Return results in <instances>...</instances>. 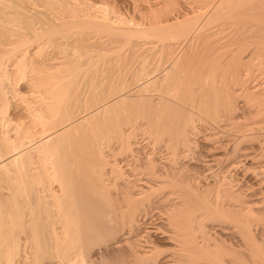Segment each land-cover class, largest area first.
I'll list each match as a JSON object with an SVG mask.
<instances>
[{"label": "bare ground", "instance_id": "obj_1", "mask_svg": "<svg viewBox=\"0 0 264 264\" xmlns=\"http://www.w3.org/2000/svg\"><path fill=\"white\" fill-rule=\"evenodd\" d=\"M22 1L23 0H0V21L2 20L4 23H12L13 25H15L14 22H20L17 18H21L24 19L23 22L25 23V26H28L20 27L19 25H16V29L7 31L9 32V36L22 33L24 32L22 30L32 28L35 25L33 24L34 21L31 20L35 18L34 16L33 18L31 16H23L21 15V13H19V10V12L17 11V6H19ZM31 1H33L34 4H36V2L38 1H43L44 3H46V0ZM100 1V4H95L94 2L93 4H90L88 6V8H93L95 10H98L99 12H105L104 16L100 17L98 15L99 18H96V15L95 18L91 17V14L86 11V9H80V13L77 12L73 14H57L56 11L53 10H50L46 13H41L45 10L39 11L42 16H45L46 14V18H41L42 20H38L37 23L44 24L45 26H43L42 32L41 30L40 32H34L35 34H33V37L35 38V40H37V38H43V34H46L49 39H51L50 42L56 44L55 46L60 44V42L58 43L57 39L73 37L72 39L74 40V43L72 42V48L78 50L82 47H88L87 44L86 46H83L85 44H81L80 42H78L79 40L85 41V39L100 38L106 35L110 37L122 36L120 38L122 40L125 39L123 40V42L131 41L132 45H140L138 46V49L140 47V50L144 47L143 44H145L146 47H151L152 50L154 48L155 50H157V47L159 46L160 49L164 50L165 52V61H168L175 58L176 54L173 53L175 50V46H177L181 42L180 39L174 40V38H176L177 36L182 37L181 34L178 35L179 33L187 35L189 32H192L190 30H195L192 29L193 27H191V20L196 19L203 13L208 16L214 14V16H216L217 18L220 14L218 13V11L224 8L222 7V4L225 3L224 5L230 6V4H228L229 0H225V2L223 0H197L199 1L198 8H204L205 11L199 12L201 10L198 9L199 14L193 15L189 19L184 17L181 20H173V18L167 16L168 13L164 14L163 16L159 14L150 17L141 15V17L135 19L134 17L125 18L119 10L108 9L107 3L103 2L102 0ZM231 2L233 3V1ZM256 2H262L261 4H264V0H257ZM50 3L52 4L53 2L50 0ZM50 3L48 2L47 4L49 5V8H52V6H50ZM254 3L251 2L250 4ZM40 5L43 6L40 3L37 6L40 7ZM255 6H260V3L258 5H254L253 8H255ZM43 7L44 9H46L45 6ZM247 7L249 8L250 6ZM37 9L35 8L36 11H38ZM41 15H39L37 12V17H41ZM210 18H212V16ZM19 29L22 30L19 31ZM7 32H5L6 35H8ZM241 32L243 33V31ZM241 32L239 31V33ZM248 34L250 35L252 33L248 32ZM241 35L242 34H240V36ZM147 36L151 40H145V42L143 41L141 43V40L146 39ZM204 37L205 35H203V39ZM242 38H244L243 35ZM239 39L240 38H238V40ZM207 40L208 39L206 38V40L204 39V41H202L205 42ZM2 43V40H0V44ZM252 43L254 44L255 42L253 41ZM205 44H208L209 46L208 42H206ZM225 44V47L229 45V40L228 43ZM201 45L202 47L205 46L204 44H200V46ZM220 45L221 46H219V48L224 46L222 44ZM208 46L206 45L204 48L199 47V50L196 49V52H194L193 54L192 50L187 49V51H185L181 56L178 57H182L183 60H179L177 58V60L173 64H171L170 73H172V76H170V74H167L169 73V70H166L168 72L164 73L167 74L165 75V79L158 77L159 75L157 76L158 78L156 79H163V82H167L168 78L166 77L168 76L170 77V80H173V78H175L174 80L176 81V83H178V85H174L173 87L168 86L167 83L170 82L168 81L167 83H165V86L168 87H165L160 83L159 86L163 87L160 88L161 93L160 91V94L158 93L160 96L158 95L159 97L156 103L158 104L156 105L157 107L152 109L150 108V106H148V108H146V112L144 113L146 116H144V119H146L147 122L145 124H147L148 127L147 130L145 127V131L146 134L147 132L149 133V136L147 134V137L152 138L153 143L151 151L147 150L149 154L146 153V157L143 156L145 154H140L144 158H138L140 157L139 153L142 152L139 151V148H141L142 146L139 144V141L137 142V140L133 138L132 134L127 130L126 127L127 124H131V122L135 119L134 115L136 114V112L133 111L128 113L127 111H125V108H117L118 104L124 102L123 92L117 94L113 98L114 100L111 102V104L109 103L108 106L105 105L107 106V110H109V107L113 109L116 107L115 111L112 112L111 110L113 109H111V114H107L106 112H104V114L106 113L107 115L103 114L105 116V119L103 120L102 118L104 117L97 118V120L99 119L98 122L102 121V123L105 124V127L103 126L105 130H102L101 134H99L100 131L93 132L92 130H90L93 128H89L91 126L87 125L88 127H86L85 121L83 122L80 120V122L78 123L81 124V122H83L85 126L84 124L81 125L90 130L87 134H85L87 137H90V139L88 138L89 141L82 139L72 142V145L70 144V141L69 144L71 146L66 150L61 151V148H59V150L55 149L57 154L60 151V155L55 159H51L50 156L45 157L46 153L49 151H47L45 154L43 153L44 155L42 154V158H38L36 156L38 159H40H37L38 161H33L31 159L32 154L30 155L29 153H26L25 156L27 157L23 156L25 152H27V150H25L24 154H20V150H18L19 147L24 144L26 147L27 145L32 143V141H34L33 139L32 141H30L31 139H25L27 141L22 140L23 143L20 142L19 145L16 144V147H11V149L9 150L12 157L11 162H13L14 165L19 164L20 162V165L17 167L19 168L20 172H22L26 176H29L31 175V169L34 167L33 170H35L33 173L37 174V177L38 175L43 176V174H45L46 176L48 175L49 177H51L54 182L56 181L58 190L57 192L51 193L53 203L45 200V197L48 195H44L45 189L42 188L41 190H39L41 194L39 197L41 198V200L40 203L38 201L39 206H36L39 207L37 210L39 215H36L34 219L33 216H31L32 213L28 211L25 213V217L31 216L33 219V223L39 220L41 221V223L45 222L49 224L54 229L59 228L58 231H54V236L51 242V247L53 246L55 250L54 252L58 257L59 264H102L106 259H108V262H106L105 264H216V230L220 231L219 238H221L222 236L223 240L229 239L230 242L231 240L237 241V243L233 244H238V246L242 248V251L239 248L240 255H237L242 259L241 264H245L246 240L250 241L247 243L248 245L252 243H254L253 245H255L256 243V240L254 239L256 237H253V234L246 231V226H253L249 225V223L247 222H250L248 220L254 221L250 218L256 219L255 215L257 217V215L264 213V205H262L261 202L263 201L264 203V200L260 199V201L259 199H257V194H255V192H253L256 195L255 198L247 197L250 198V200L246 199L244 198V196H241L240 193H234L235 189L234 191H232L233 187L236 186L234 185V182L232 180H230L231 184L233 182V187L231 189V187H228L226 185L225 181H222L223 178H221V176V179H219L220 181L218 180V176L217 178L214 177L211 181V178H209L208 175L209 172L213 170L214 166H219L220 169L219 167L218 169H222V172L224 173L223 175H226V173H230L237 167H240L239 165L242 164L241 162H243V158L247 159L246 157H248L249 155L248 149H251V151H253V149L252 147L247 149L248 146H243L246 143V133L245 130L242 129L245 128H242L241 126L242 129L240 128L239 130L242 131H240L237 138L233 137L236 138L233 139L234 141L231 137L230 139L224 138L225 140H223L222 142H213L205 146L204 143L208 141L207 139L202 140L201 138V140L198 141L199 144L201 143L200 147H197V138L196 140L194 139L195 141H192L193 136H196L198 132L194 124V119L191 117V110L193 109V107L194 109L198 108L196 107V105L200 106L203 103L207 106V109L212 107L211 112L213 113V115L217 113V111L219 112L220 110H224L229 115V117L226 115L229 119L233 118L234 114L237 113L235 112L237 110V104H235V101L234 103H232L231 99L226 93L227 91L224 85L223 89L225 91L221 93L222 95L220 94L221 98L219 99V102L215 99L211 103L209 101H204L201 96L200 98H196V95L193 96L194 94L202 92L204 90L210 91V94L211 91L213 93H218L223 90L221 87V89H216L213 85L214 81L209 79L213 77V74H217L216 70H218V68L221 69L224 67V64H221V61H218L217 63H215L214 60L210 63L203 61V63V56L200 55L202 59L200 60L201 62L199 64H193V61L195 62L196 57L197 62L198 59H200V57L198 58L199 55L196 56L197 52L200 53L201 50L204 51V49ZM16 47H18V45H14L8 51H12ZM214 50H216V48ZM34 51L36 53H39V46H37L36 50ZM121 58L123 60L127 59V57ZM128 60L129 59L124 61V63L121 62V64H123L121 66H123L124 68L122 70L124 71L126 67H130V65H128V63H130ZM1 63L2 61L0 62V65ZM217 64H221L219 65L220 67L222 65L223 66L220 68ZM220 72L223 73V70H220ZM188 75H190V79L186 80V77H188ZM1 76L2 70L0 67V77ZM49 76L52 77L53 75L49 74ZM62 77L63 76H61L60 78ZM180 80L181 83L179 82ZM156 81L158 80L154 79V82ZM182 81L185 83L184 86L181 85L183 84ZM48 82L50 81H47V85L45 86H47V88H51V90L49 89V91L52 93L54 92L53 90H56L58 86L56 88H53V83L51 84V82ZM142 83H140L138 87H135L136 89L133 88L135 89L134 91H143L142 88H144V86L141 88L139 87L140 85H142ZM49 84H51V86L53 85V87H48ZM130 87L132 88V86ZM53 94L54 93H52V95L50 96L51 98H53ZM54 96L56 98L57 94H54ZM108 97L110 98V96ZM57 99L58 98H56L55 100L57 101ZM47 105L48 106H44V108L45 110L47 108L49 116H51L53 113L55 115L57 113L55 112V108L57 106H54L55 104L51 105L50 103ZM204 105L202 106L205 109L206 106ZM121 106H123V104ZM161 106L165 107L162 108L163 111L158 110V108ZM203 107L201 109H203ZM106 108L104 107L102 108L103 110H100H102L103 112ZM258 109H262V107L257 108V110ZM66 111L69 112L68 110ZM95 112L94 114H96ZM100 112L101 111H99V114ZM201 112L198 113L196 111L197 114H200ZM63 113L60 112V114ZM66 114L63 115L66 116ZM99 114H96L97 117ZM74 115L77 114H73L72 116ZM42 117L44 118V116ZM87 117L89 118V116ZM56 119L58 120L59 118ZM62 119L65 120L64 118ZM74 119H76V117H74ZM42 120L43 119H40L39 122L41 124H38H40L41 127L43 126V128H41V131H44L42 129H44V127L46 126V120ZM89 120H91V118ZM218 120L220 121V118ZM225 120L227 121L228 119H223V121ZM91 121L86 122L89 125H92L90 124ZM215 124H218V122ZM73 125H75L74 122L70 121V123L66 125V129L63 130H69V128H71ZM78 126L76 127L79 128ZM19 131L20 130H18L17 132L19 133ZM76 131L77 130H74V132ZM70 132L73 131L70 130ZM24 133H27V131H25ZM65 133H67V131H65ZM237 133L238 132H236V134ZM81 134L82 133L79 134V137H81ZM29 135V133L27 136L25 135L26 138L29 137ZM39 135H41V138H45L47 136H44L43 133ZM62 135L63 134L59 133L58 136L62 137ZM141 137L142 136H140V138ZM204 137H207L206 134L204 135ZM38 138H40V136ZM50 140H52V138H50ZM60 140L63 139L60 138ZM145 140L146 143H148V139ZM45 141L46 143L48 142L47 139ZM214 141H217V137ZM60 142L65 143L64 140ZM62 143H59L60 146ZM192 143L196 144V147ZM4 144L6 145V142H4ZM114 144H117L120 151L116 153L120 154L119 158L118 155H116L114 152H110V150L113 151L116 149V147L115 149H112V146ZM65 145H67L66 147L69 146L68 143ZM53 146L57 147V145ZM66 147L64 146L62 148ZM23 148L24 147H22L21 149L23 150ZM195 148H199L198 151H200V148H202L201 151H203L204 153L200 152V154H194L195 152H198L195 151L197 150ZM33 149L38 154L41 153V150L42 152H45L43 151L45 149H42L41 146L33 147ZM46 149H48L47 146ZM226 149H231V151H229L230 154L224 152V150L228 151ZM256 150H258V148ZM52 151L53 152L51 153H54V150ZM106 151H108L113 156L115 155L114 157L117 156L116 158H114L111 155L113 157L112 159L115 162H112V160L111 162H109L105 154ZM220 151L223 153L219 154ZM56 153L53 155H56ZM20 155H22V158ZM42 155L38 156L41 157ZM263 156L264 155H262V157ZM3 158L5 159L7 157L4 156ZM3 158H0V161H2ZM35 163L40 164V166H37V164ZM1 165L3 164L1 163L0 166ZM241 168H243L242 170H245L244 166H242ZM215 169L216 168H214V170ZM218 169L216 170L218 171ZM239 170L241 171V169ZM249 170L250 169H248L247 171L245 170L244 172L248 174ZM255 171L257 173L260 172L261 176H257V173H255ZM253 172L255 174V177H253V175L252 178L254 180H252L253 182H255L254 185L256 184V186L252 185V189L257 190V188L259 187L258 190H260L262 188H260V184L264 182V163L258 165L257 168L253 170ZM219 174H221L220 171ZM246 174H242L243 178ZM249 186L250 185H248V187ZM247 189L248 188H246V190ZM252 189L251 191H253ZM262 191L264 192V190ZM259 192H261V190ZM150 195H153V197L149 198ZM228 198L230 200H228ZM98 202H102L104 207L107 208V210L102 213L103 220H107L105 221L106 223H111L110 221H112V224L115 227L114 232H108V239H103L104 241L102 240L104 244H99L101 246L97 244L98 242H95L97 244V246H95L93 242L85 241V239H87V236L91 233L89 232L91 228L85 218V213L88 212L87 210H89L90 207L95 206ZM44 204H47L48 207H45ZM25 207L26 209H29L30 206L27 203ZM257 220L258 219H256L255 221ZM249 231L252 232L253 230ZM236 232L237 234H235ZM100 233L103 232L101 231ZM246 233L248 234V239H246ZM221 245H224V243H221ZM106 251L110 253V256L106 255ZM202 252L205 253V257L202 255ZM234 260L235 259H233V261ZM235 262L237 263L236 260Z\"/></svg>", "mask_w": 264, "mask_h": 264}, {"label": "rangeland", "instance_id": "obj_2", "mask_svg": "<svg viewBox=\"0 0 264 264\" xmlns=\"http://www.w3.org/2000/svg\"><path fill=\"white\" fill-rule=\"evenodd\" d=\"M51 1L53 2L52 4L50 3V0H46V3H44L43 1H38L40 4L45 6L46 9H44V7L41 5L40 7H38L37 5L39 3L36 2V4L38 3L36 5L31 0H23L21 4L17 6V11L19 10L20 12H18L21 13V15L27 17L31 16L32 18L33 16L35 17L31 19L34 21L33 24L35 25L29 29H19V31H24H21L22 33L9 36V32L7 31L16 29V25H19L20 27H28L25 26V23L23 22L24 19L17 18L20 22H14L15 25H13L12 23H4L2 20L0 21V40H2L3 42L2 44H0V62L2 61L0 65L2 70V76L0 77V158H3L4 156L7 157L5 159L3 158V160L0 161V164H3L0 166V264H59L58 257L55 255L54 252L55 250L53 246L51 247L54 231H58L59 228L54 229L49 224L45 222L41 223V221L39 220H37L38 222L34 220L35 222L33 223V219L31 217L33 216V218L35 219L36 215H39L37 211L39 207L36 206H39L41 200V198L39 197L41 195L39 190H41L42 188L45 189L44 195H48L45 197V200L53 203L51 193L57 192L58 190L56 181L54 182L51 177H49L48 175L46 176L45 174H43V176L38 175L37 177V174L33 173L35 170H33L34 167L31 169V175L29 176H26L22 172H20L19 168H17L20 165V162L19 164L15 165L13 164V162H11L12 157L11 153L9 152L11 147H16V144L19 145L20 142L23 143L22 140L27 141L25 139H31L30 141H32L33 139L34 141H32V143L29 142L31 145L26 144L27 146L25 147L24 144L19 147L18 150H20V154H24L25 150H27V152H25L23 156H25L26 153H29L30 155L32 154L31 159L33 161H38L40 160L38 158H42L43 155L47 151H49L46 153L45 157L50 156L51 159H55L60 155V151L57 154L55 149L59 150V148H61V151L66 150L73 144L72 142L79 141L82 139L89 141L90 137H87L85 134H87L90 130H92L93 132L100 131V133H98L101 134V131L105 130L103 128V126L105 127V124H103L102 121L98 122L99 119L97 120V118L104 117L102 118L103 120L105 119L104 115H107L109 113L111 114V111H115L116 107L114 109L109 107V110H107L106 107L109 103L111 104V102L114 100L113 98L117 94L123 92L124 102L118 104L117 108H125V111H127L128 113L133 111L136 112V114L134 115L135 119L131 122V124H127L126 127L127 130L132 134L133 138L136 139L137 142L139 141V144L143 147L142 148L140 146L141 148H139V151L142 152L139 153L140 157L138 158L140 159L146 157L147 154H149L148 151H151L153 146L152 138H148L147 134L149 136V133L147 132L146 134L145 131V127L146 130L148 127V125L145 124L147 121L146 119H144V116H146L144 114L146 112V108H148V106H150V108L152 109L157 107L156 105L158 104L156 103L158 101V97L160 96L159 94L161 93L160 88L165 86V83L170 81L171 83L168 82L167 84L171 87H173L174 85H178V83H176V81L174 80L175 78H173V80H170L169 76L166 77L168 78L167 82H163V79H161V81L159 80L160 78H156L161 77L165 79V75L167 74H170V76H172V73H170L171 64H173L179 56H181L185 51H187V49L192 50L193 54L194 52H196V49L202 47V45L200 46V44L208 46V44H205L206 42L209 43V46L206 47L204 51L201 50L200 53L197 52L196 56L199 55L198 58L200 57V59H198L197 62L196 57L195 62L193 61V64H199L201 62L200 60L202 59V62L206 61L207 63H210L214 60L215 63L221 61L222 63H220L224 64L223 68H221L223 65L220 67L219 65L221 64H217L218 67H220L221 69L218 68V70H216L217 74H213V77L209 79L214 81L213 85L216 89H223L224 85L228 97L231 99L232 103H234L235 101V104H237L236 109L239 111L236 110L235 112L237 113L234 114V117L230 118V120L229 118H227V116L229 117V115L224 110L223 111L226 114L222 110H220L219 112L217 111V113L213 115V113L211 112L212 107L209 106L210 108L207 109V106L203 103L200 106L196 105V107L198 108L194 109L193 107V109L191 110V117L194 119L196 130L201 134L202 137L197 132L198 135L196 134V136H193L192 141L194 139L196 140L197 138V147H200L201 143L199 144L198 141L201 140V138L202 140L207 139L208 142L204 143V145L206 146L213 142H222L225 139H230V137L232 138V140L236 139L240 131L245 130V133L247 135L245 134L246 143L243 146H248L247 149L252 147L253 151H251V149H248L249 155L248 157H246L247 159L243 158L244 160L242 159L243 162H241L244 165H239L240 167H237L234 170L235 172L231 171L230 173H226V175H223L224 173L222 172V169L219 170V166V169L217 166H214L213 170H211L208 175L209 178H211V181L214 177L217 178V176L218 180L223 178L222 181H225L226 185L228 187H231V189L233 187L234 182V185L236 186L233 187L232 191H234L235 189L234 193H240V195L244 196V198L246 199L250 200V198H255V194H257V199L264 200V192L262 191L264 190V182L260 184V188H263L260 189L261 192H259L260 190H258L259 187L257 188V190L252 189V185H254L255 183L253 182L254 179L252 178L253 175V177H255L253 170L257 168L258 165L264 163V156L262 157V155H264V4H261L262 2H256L257 0H253L255 3L251 0H229L228 4H230V6L224 5L225 3L222 4V7L224 8H222V10H219L220 12L218 11V13L220 14L217 18L216 16H214V14L211 15L212 18H210L211 16L205 15L203 13L197 17L198 19L196 18L194 20H191V27H193L192 29L195 30H190L192 32H189L187 35L179 33L178 35L181 34L182 37L177 36L176 38H174V40L180 39L181 41L177 46H175V50L173 53H175L176 56L173 60L165 61V52L164 50L160 49L159 46L157 47V50H155V48L152 50L151 47H146L145 44H143L144 47L140 50V47L138 49V46L140 45H132L131 41L123 42V40L125 39L122 40L120 38L122 36L110 37L106 35L100 38L85 39V41L79 40L78 42H80L81 44H85L83 46H86L87 44L88 47H82L78 50L75 48L74 50L72 48V44L74 43V40L72 39L73 37L57 39L58 43L60 42V44L57 46H55L56 44L50 42L51 39H49L46 34H43V38H37V40H35V38L33 37V34H35L34 32H40V30L42 32L43 26H45L44 24L37 23V21L41 18H46V14L45 16H42L39 11L45 10L41 13H46L50 10H53L56 11L57 14H73L77 12L80 13V9H86V11H88L91 14V17L93 18H95V15L96 18L105 15V12L103 11L99 12L98 10H95L93 8H88V6L90 4H93L94 2L95 4H100V0ZM102 1L107 3L108 9H117L123 14L125 18L134 17L135 19L141 17V15H144L145 17H150L159 14L163 16L164 14L168 13L167 16L173 18V20H181L184 17L189 19L191 16L195 14L197 15L199 14V12L205 11L204 8H198L199 1L197 0ZM223 1L225 2V0ZM231 1H233V3ZM48 2L50 3V6H52L53 9L51 7L49 8V5L47 4ZM251 2L254 4H250ZM259 3L260 6H255V8H253L254 5H258ZM247 6L250 7L248 8ZM35 8H39L37 9L38 11H36ZM198 9L201 11L198 12ZM37 12L39 15H41V17H37ZM239 31H243L244 34L242 32L239 33ZM246 31L252 34L249 35ZM5 32H7L8 35H6ZM240 34H242L244 38H242V35L240 36ZM246 34L248 35V37ZM203 35H205V40L206 38L208 39L205 42H203ZM238 38L240 39L238 40ZM234 39H236L238 42ZM145 40L150 41L151 39L147 36L146 39L141 40V43L143 41L145 42ZM228 40L230 44L225 47V43H228ZM253 41L255 42L254 44L252 43ZM220 44L224 46L219 48V46H221ZM14 45H18V47H16L12 51H8ZM37 46H39L40 48L39 53H36L34 51L36 50ZM215 48L216 50H214ZM200 55L203 56L202 59ZM121 57H127V59H129L128 61L130 62L128 63L130 67H126L125 71L122 70L124 68L123 66H121L123 65L121 64V62L124 63V61H126L127 59L123 60ZM178 59L183 60L182 57ZM166 70H169V73L164 74L168 72ZM220 70H223V73L220 72ZM49 74L55 76L50 77ZM141 75L144 77H142ZM61 76L63 77L60 78ZM189 77L190 75H188V77H186L187 79H185L188 80L190 79ZM154 79L158 81L154 82ZM47 81H50L51 84L53 83L54 85L53 87V85L51 86V84H49L48 87L51 86L53 88H56L58 86V90L54 89V92H52L55 95L57 94V101L55 100L56 98L54 94V99L50 97L52 93L49 91V89L51 90V88H47V86H45L47 85ZM140 81H142L143 83ZM150 81H152L153 83ZM179 82L181 83V80ZM140 83H142V85L139 86L140 88L144 86V88H142L143 91H134L136 89L135 87H138ZM160 83L163 86H159ZM181 85L184 86L185 83L183 82V84ZM130 86H132V88ZM223 91L225 90L223 89L221 90V92L218 93H213L211 91L210 94V91L204 90L202 92L194 94L193 96L196 95V98H200L201 96L204 101H209L211 103L215 99L219 102V99L221 98L220 94ZM108 96H110V98ZM49 103L51 105L55 104L54 106H57L55 108V112L57 113L55 115L53 113V117L52 115L49 116L47 108L46 110L44 108V106L47 107V104ZM122 104L123 106H121ZM202 105L206 106L205 109ZM104 107L106 109H104V111L102 112V108ZM202 107L203 109H201ZM261 107L262 109L257 110V108ZM162 108L165 107L161 106L158 108V110L163 111ZM66 110H68L70 113ZM98 110L101 111L100 114ZM196 111L198 113H201L197 114ZM60 112H64L63 114H66L67 112L68 115L66 114L65 116L63 114H60ZM94 112L96 114H99L98 117L96 114H94ZM104 112H106L107 114H104ZM73 114L77 115L72 116ZM198 115L201 116L199 117ZM221 115L224 118H222ZM42 116H44V118ZM87 116H89V118ZM70 117L72 118V120ZM74 117H76V119H74ZM218 117L220 118V121L218 120ZM56 118L59 119L57 120ZM62 118H64L65 120H63ZM90 118L92 121L89 120ZM40 119H43L42 121L46 120V126L44 127V129H42L44 131H41V128H43V126L41 127L40 125ZM223 119L228 120L223 121ZM80 120L83 122L85 121L86 127L91 126L89 128L93 129L89 130L88 128H85V124L83 122H81V124H84V126H82L80 123H78L80 122ZM70 121L74 122L76 126L79 125V128H77L75 125L71 127L73 129L75 127L74 130H77V133L74 132V130L71 128H69V130H63L66 129V125L70 123ZM86 121H91L90 124L92 125H89ZM217 122L218 124H215ZM221 126L223 129L221 128ZM241 126L245 129H242ZM240 128L242 130H239ZM18 130H20L19 133L17 132ZM70 130H72L73 132H70ZM23 131H27V133H24ZM65 131H67V133H65ZM40 132L43 133L44 136H47L45 138H41V135H39L41 134ZM57 132L63 134L62 137L58 136L59 133ZM236 132L238 133L236 134ZM21 133L25 134L26 136L28 135V133L30 135L26 138V136L22 135ZM80 133H82L81 137H79ZM205 134L209 138V140L207 137H204ZM225 135H227L228 137ZM39 136L40 138H38ZM140 136L142 137L140 138ZM216 137L217 141H214L216 140ZM50 138H52V140H50ZM60 138H62L65 143L60 142L63 141L60 140ZM46 139L48 141L47 143L45 141ZM145 139H148V143H146ZM70 141L71 145L69 144ZM4 142H6V145L4 144ZM59 143H62L61 146ZM67 143L69 145L68 147H66L67 145H65ZM50 145H57L58 148L55 146L51 147ZM114 145L112 146V149H115V147L116 149L113 151L110 150V152H114L116 154L120 151L118 149L117 144ZM193 145H195L196 147V144ZM37 146H41L42 149H45L43 150L45 152H42V150L40 149L41 153H36L33 147ZM46 146L48 147V149H46ZM64 146L66 148H62ZM22 147H24L23 150L21 149ZM30 148H32L33 150ZM50 148H54L52 149L54 150V153H51L53 151ZM257 148L259 151L256 150ZM29 149L31 150V152ZM195 149H197L195 151L199 150V148ZM201 150L202 148H200V151L195 152L194 154H200V152L204 153ZM226 150L228 151L224 150V152L230 154L229 151H231V149ZM261 150L263 151V153ZM55 153L56 155H53ZM220 153L222 154L223 152L220 151L219 154ZM105 154L109 162H111V160L112 162L114 161L112 158L115 155L113 156L108 151H106ZM140 154L145 155H143V157ZM38 155L42 156L40 157ZM116 155H118L119 158L120 154ZM20 156L22 158V155ZM7 161H9L10 163ZM38 165L40 166V164H37V166ZM242 166H244V169L246 171L248 169L253 170H249V173L246 174V172H244L245 170H242ZM214 168L218 169V171L216 169L214 170ZM239 169H241V171ZM219 171L221 172V174H219ZM241 173L246 174L244 178ZM255 173L257 172L255 171ZM256 175L260 177L261 173L259 172ZM230 180L233 181L232 184ZM248 185L250 186L248 187ZM254 186H256V184ZM246 188H248L249 190L247 189V191ZM251 189L253 191H251ZM253 192H255V194ZM151 197H153V195H150L149 198ZM228 200L230 199L228 198ZM261 202L262 205H264L263 201ZM27 203L30 206L29 209H26L25 207ZM44 206L48 207L47 204H44ZM106 210L107 208L104 207L103 203L98 202L95 206L90 207L89 210H87L89 213H85V218L91 228V230H89V232L91 233L87 236V239H85V241L93 242L95 246H97V244L103 245L104 242H102V240L108 239V232L110 231V233H112L115 230L112 221H110L111 223H106L105 221L107 220H103L102 218V213ZM28 211H30V213L32 214L30 217H25V213ZM260 215H257V217L255 215V218L259 221H255L256 219L250 218L253 219L255 222L251 220H248L251 223L247 222L249 223V225L253 226H246V231L253 234V237H256L254 238L256 240V243L255 245H253L254 243L251 242L252 244L248 245L247 243L250 241L246 240L245 264H264V213H261ZM248 229L253 230V233ZM92 230L94 231V233ZM101 231L103 233H100ZM215 233L217 234V245L215 247V253L217 254H215L216 264H233L235 260L238 264H241L242 259L237 254L240 253V250L242 251V248H240L238 244H233L237 243V241L231 240L230 242L229 239H224V241L222 236L221 238H219L220 231L216 230ZM235 234H237V232ZM246 239H248L247 233ZM95 242L98 243L96 244ZM221 243H224V245H221ZM203 253L204 252H202V255L205 257V253ZM106 255L110 256V253L106 251ZM233 259L235 260L233 261ZM106 262H108V259L103 261L102 264H105ZM237 263L235 262L234 264Z\"/></svg>", "mask_w": 264, "mask_h": 264}]
</instances>
